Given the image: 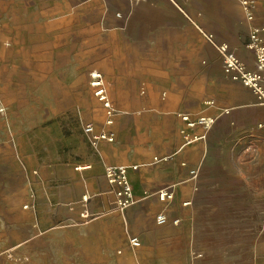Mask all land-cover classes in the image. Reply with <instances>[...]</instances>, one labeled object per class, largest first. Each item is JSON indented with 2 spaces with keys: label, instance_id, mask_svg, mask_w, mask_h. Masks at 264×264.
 <instances>
[{
  "label": "crops",
  "instance_id": "0c3cea01",
  "mask_svg": "<svg viewBox=\"0 0 264 264\" xmlns=\"http://www.w3.org/2000/svg\"><path fill=\"white\" fill-rule=\"evenodd\" d=\"M1 2L0 26L64 25L86 42L88 73L101 74L115 109L116 141L105 150L137 166L129 178L138 201L123 216L141 245L167 247L154 262L264 264V104L226 75L209 40L254 69L249 45L254 32L264 45V0ZM167 189L174 198L163 202ZM119 223L116 213L98 218L70 247L106 259L102 236Z\"/></svg>",
  "mask_w": 264,
  "mask_h": 264
},
{
  "label": "rangeland",
  "instance_id": "374dc122",
  "mask_svg": "<svg viewBox=\"0 0 264 264\" xmlns=\"http://www.w3.org/2000/svg\"><path fill=\"white\" fill-rule=\"evenodd\" d=\"M80 39L64 25L0 26V264H158L153 254L167 250L131 246L138 235L106 178L108 167L128 164L105 150L116 139L94 147L84 130L91 124L109 132L113 125L88 73L94 57ZM101 199L106 207L98 206ZM114 213L115 233L102 236L106 259L70 247L84 225Z\"/></svg>",
  "mask_w": 264,
  "mask_h": 264
},
{
  "label": "built area",
  "instance_id": "2783aa9c",
  "mask_svg": "<svg viewBox=\"0 0 264 264\" xmlns=\"http://www.w3.org/2000/svg\"><path fill=\"white\" fill-rule=\"evenodd\" d=\"M244 9L248 15L249 2H243ZM212 45L217 49L218 53L223 59V69L226 75H228L233 81L242 83L245 87L250 88L257 95L258 100L261 104H264V45L258 43V35L254 32L252 34V42L249 47H251L254 52H256V65L254 69H249L246 64L240 60L235 53H232L227 44H217L214 42L213 36L209 37ZM93 77L96 79L93 82V86L96 88V94L100 101L104 105L107 114V124L109 126L114 123L115 109L108 99L107 92L102 87V82L100 80L101 74L94 73ZM204 121V118H202ZM85 134L94 147L99 145V142L106 141L108 143H113L115 140L114 132H97L95 127L91 124H86ZM260 127L264 128V119L260 123ZM137 169V166L131 165H114L110 166L106 170V178L112 188L114 196H116V203L119 209H127L133 205L136 201L134 195L133 186L129 178V172ZM161 201L166 202L174 198V194L167 190L159 191L157 194ZM88 201V199H87ZM84 218H88L90 214L86 210L82 213ZM158 223H164L166 221L164 215H159L157 217ZM132 247L141 246V241L137 236H134L131 241Z\"/></svg>",
  "mask_w": 264,
  "mask_h": 264
}]
</instances>
